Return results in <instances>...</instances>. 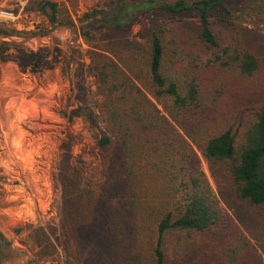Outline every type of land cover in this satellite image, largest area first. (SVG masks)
<instances>
[{"label":"trees","instance_id":"obj_1","mask_svg":"<svg viewBox=\"0 0 264 264\" xmlns=\"http://www.w3.org/2000/svg\"><path fill=\"white\" fill-rule=\"evenodd\" d=\"M115 1L113 12L82 17L101 15L105 29L89 52L104 129L99 179L84 180L66 155L61 239L32 230L35 256L61 246V264H264L263 49L225 0ZM33 4L51 25L74 26L67 8ZM141 14L149 25L137 40ZM19 34L0 25L2 37ZM17 55L22 70H40L39 52Z\"/></svg>","mask_w":264,"mask_h":264},{"label":"rangeland","instance_id":"obj_2","mask_svg":"<svg viewBox=\"0 0 264 264\" xmlns=\"http://www.w3.org/2000/svg\"><path fill=\"white\" fill-rule=\"evenodd\" d=\"M33 1L0 0L14 15L13 21L0 25L20 32L15 37L0 36V235L9 242V251L3 247L5 264L62 263L61 246L56 256L38 259L29 235L42 228L54 242L61 239L58 174L66 155L84 180L99 179L97 140L104 129L89 52L103 44L105 29L101 15L87 21L82 17L92 10L113 12L119 5L115 0H48L69 11L74 26L66 28L51 25L50 11L40 13ZM225 6L231 9L230 19L246 28L264 51V0H225ZM148 21V15L141 14L131 37L136 38ZM18 49L41 54L38 72L19 67ZM77 109L93 112L96 125L74 117ZM201 162L215 191L207 164Z\"/></svg>","mask_w":264,"mask_h":264},{"label":"built area","instance_id":"obj_3","mask_svg":"<svg viewBox=\"0 0 264 264\" xmlns=\"http://www.w3.org/2000/svg\"><path fill=\"white\" fill-rule=\"evenodd\" d=\"M14 15L9 7L0 5V24H5L13 21Z\"/></svg>","mask_w":264,"mask_h":264},{"label":"flooded vegetation","instance_id":"obj_4","mask_svg":"<svg viewBox=\"0 0 264 264\" xmlns=\"http://www.w3.org/2000/svg\"><path fill=\"white\" fill-rule=\"evenodd\" d=\"M8 244H9L8 241L4 240L3 237H0V264H5L4 263V260H5L4 258L6 256V254H5L4 250H3V247L7 246Z\"/></svg>","mask_w":264,"mask_h":264},{"label":"water","instance_id":"obj_5","mask_svg":"<svg viewBox=\"0 0 264 264\" xmlns=\"http://www.w3.org/2000/svg\"><path fill=\"white\" fill-rule=\"evenodd\" d=\"M85 36H86L87 39H90L91 38L89 32H86L85 33ZM17 233H18V230L15 231V234H17Z\"/></svg>","mask_w":264,"mask_h":264}]
</instances>
